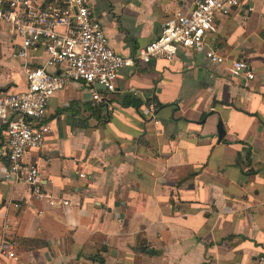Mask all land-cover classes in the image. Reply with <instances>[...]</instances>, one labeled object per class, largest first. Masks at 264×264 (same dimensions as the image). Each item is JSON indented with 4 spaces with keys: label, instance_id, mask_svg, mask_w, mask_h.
<instances>
[{
    "label": "crops",
    "instance_id": "1",
    "mask_svg": "<svg viewBox=\"0 0 264 264\" xmlns=\"http://www.w3.org/2000/svg\"><path fill=\"white\" fill-rule=\"evenodd\" d=\"M86 2L112 49L134 56L196 0ZM246 4L218 15L203 48L121 70L115 92L71 81L51 98V132L25 161L69 205L3 177L0 119V243L4 235L15 241V257L0 254V264H254L264 252V0L252 11ZM19 42L0 26V94L26 91L27 69L46 58L43 47L17 57ZM209 48L224 62L209 61ZM238 59L253 79L231 72ZM134 92L139 107L124 104ZM23 239L46 245L33 249Z\"/></svg>",
    "mask_w": 264,
    "mask_h": 264
},
{
    "label": "built area",
    "instance_id": "2",
    "mask_svg": "<svg viewBox=\"0 0 264 264\" xmlns=\"http://www.w3.org/2000/svg\"><path fill=\"white\" fill-rule=\"evenodd\" d=\"M247 2L253 10L256 0H196L189 13L176 12L163 25L155 39L140 47L134 56H124L109 44L108 37L94 10L86 0H0V26H7L11 37L19 39L16 56L27 59L30 52L41 47L45 60L26 71L28 88L19 94H0V119L7 123V160L5 179H15L32 188L38 198L52 205H69L57 199L43 185L39 167L25 161L29 149H41L51 132L44 120L48 116L51 98L71 81H83L88 86L103 85L115 92L121 70L137 62L149 64L155 59L173 61L181 48L196 50L205 46V35L216 32L218 15H229ZM212 63L224 62L213 49L206 50ZM231 72L244 73L253 79L250 64L238 59ZM136 96V93H132ZM96 103L103 101L97 91ZM149 116L156 118V103L147 104ZM15 241L2 236L0 254L15 257ZM254 264H264V252Z\"/></svg>",
    "mask_w": 264,
    "mask_h": 264
},
{
    "label": "trees",
    "instance_id": "3",
    "mask_svg": "<svg viewBox=\"0 0 264 264\" xmlns=\"http://www.w3.org/2000/svg\"><path fill=\"white\" fill-rule=\"evenodd\" d=\"M124 104L125 105H134V106H141L142 105V100L137 98L135 95L133 94H127V95H124ZM148 104L149 103H156L157 105V108H159V104L157 103V101H154L153 102H147ZM20 243H23V244H28L31 242V248L33 249H37L39 247H44L46 244L45 243H39L38 241H35V240H30V239H23L21 241H19Z\"/></svg>",
    "mask_w": 264,
    "mask_h": 264
},
{
    "label": "water",
    "instance_id": "4",
    "mask_svg": "<svg viewBox=\"0 0 264 264\" xmlns=\"http://www.w3.org/2000/svg\"><path fill=\"white\" fill-rule=\"evenodd\" d=\"M224 135H225V127H224L222 119H219V124H218V137H219V139H221Z\"/></svg>",
    "mask_w": 264,
    "mask_h": 264
}]
</instances>
